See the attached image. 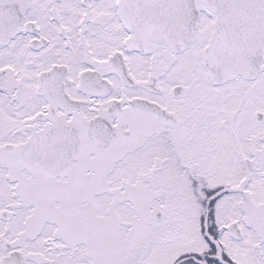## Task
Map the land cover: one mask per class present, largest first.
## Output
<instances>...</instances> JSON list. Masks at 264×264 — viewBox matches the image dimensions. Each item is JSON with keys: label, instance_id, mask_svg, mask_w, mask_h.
<instances>
[{"label": "snow or ice", "instance_id": "obj_1", "mask_svg": "<svg viewBox=\"0 0 264 264\" xmlns=\"http://www.w3.org/2000/svg\"><path fill=\"white\" fill-rule=\"evenodd\" d=\"M0 264H264V0H0Z\"/></svg>", "mask_w": 264, "mask_h": 264}]
</instances>
